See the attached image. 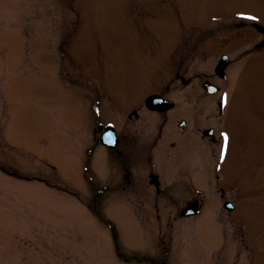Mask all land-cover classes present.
<instances>
[{
  "label": "rangeland",
  "instance_id": "1",
  "mask_svg": "<svg viewBox=\"0 0 264 264\" xmlns=\"http://www.w3.org/2000/svg\"><path fill=\"white\" fill-rule=\"evenodd\" d=\"M263 31L264 0H0V264H264ZM154 92L127 186L97 127ZM184 109L214 126L190 160Z\"/></svg>",
  "mask_w": 264,
  "mask_h": 264
},
{
  "label": "flooded vegetation",
  "instance_id": "2",
  "mask_svg": "<svg viewBox=\"0 0 264 264\" xmlns=\"http://www.w3.org/2000/svg\"><path fill=\"white\" fill-rule=\"evenodd\" d=\"M185 80H187L188 82L184 84ZM180 81L184 86H186L190 83L191 79H184L181 76ZM155 93L159 94L161 97H163L165 99L172 100L168 96L161 95V93L154 92V94ZM188 95L191 97L195 96L194 93H189ZM143 107H141L138 110L133 109L130 111V113H128L126 115V121H124V125L128 128V130L125 132L126 138H125V142H123L122 144L120 142V139H121L120 133H118L116 127L111 123L112 127H113V131H114V136L116 137V142L111 147L107 146L106 149H107L108 153L113 156V158L123 155L122 159L119 160L117 167H118V171L122 172V176L125 180L124 182L127 184V186H134V184H135V168H134V165L136 164V148H135V146L137 145L138 147H140L139 144L141 142H143V140H145L143 138V137H145V130L144 129L147 127V121H146L145 117H154L155 121L157 118H160L162 120V121H160V129H161L163 127V124H165V122H167V120H168V116H169L168 112H170L175 107V104L172 108L165 110V111H161V112L156 111V110H151V109L147 108L145 105ZM202 113H203V111L199 110V114L196 117H200V118L199 119L197 118L196 121L194 120V117H195L194 112L187 110V109H184V110H182L176 114H172V115H174V116H172V117H174V119L172 121H174L180 129V131L178 133L173 134V135L175 136V138L180 139L181 144H182V146H176V145H172V146H174V149L181 147L179 149L178 155L182 159L190 160V156H187V153L189 152V149L192 146L191 144L195 138L201 144L203 151H204L205 147H206V149H208V145H209L210 141L215 140L214 129H213L214 126H211V125L206 126V124L209 122V119L207 117L201 118ZM178 116H181V118L176 120L175 117H178ZM207 116H209V115H207ZM132 120H135V121L132 122ZM136 122L138 124L137 129H139L138 132L136 130V127L133 126L134 123L136 125ZM108 123H110V122H108ZM100 128H102V126L97 127V130L99 129L98 131L100 133H102ZM210 130L212 131V133L208 134L207 131H210ZM99 139H100V134L97 138V141ZM188 141H189V143L187 144ZM134 142L136 143V145L132 146V143H134ZM156 143H157L156 140H153V142L151 141V146L148 148V154H147L148 160L147 161H150L151 156H152L151 151H152V148L156 147ZM204 155H205V152H204ZM202 157H203V154H202ZM186 160H184V161H186ZM149 167L150 168H149V174L148 175L155 174L157 180L160 181L159 180L160 173L158 174V172L154 170L152 165H150ZM149 179H150V177H149ZM158 185H159V188L157 189V193H160L161 192L160 182H159V184H157V186ZM95 192H96V194L99 193L98 188L95 189ZM220 192H221V195H223L222 189L220 190ZM192 203L195 204V206L200 207L201 200L195 199V200L189 201L187 203V205H190Z\"/></svg>",
  "mask_w": 264,
  "mask_h": 264
},
{
  "label": "water",
  "instance_id": "3",
  "mask_svg": "<svg viewBox=\"0 0 264 264\" xmlns=\"http://www.w3.org/2000/svg\"><path fill=\"white\" fill-rule=\"evenodd\" d=\"M259 30H262L261 27H258ZM228 61V56L226 54H222L216 67L215 71L219 76L224 75V68L227 64ZM184 83H187L184 81ZM203 88L208 92V93H215L217 91V86L214 84L210 83L209 81H204L202 84ZM145 106L148 107L149 109H155V110H160V111H165L168 110L169 108L172 107V101L169 99L162 98L158 94H151L145 98ZM208 134H211L212 131H207ZM100 142L108 147H111L115 144L116 142V137L114 136V131L112 128L111 124H108L107 127L104 129L103 133L100 135ZM152 181L157 182V178L155 174H152ZM158 184V183H157ZM224 206L227 207L228 209L232 208V204L230 202H225ZM199 210L198 208L194 206H188L182 211L183 216H189L197 213Z\"/></svg>",
  "mask_w": 264,
  "mask_h": 264
},
{
  "label": "snow or ice",
  "instance_id": "4",
  "mask_svg": "<svg viewBox=\"0 0 264 264\" xmlns=\"http://www.w3.org/2000/svg\"><path fill=\"white\" fill-rule=\"evenodd\" d=\"M252 19H255V17H251Z\"/></svg>",
  "mask_w": 264,
  "mask_h": 264
},
{
  "label": "trees",
  "instance_id": "5",
  "mask_svg": "<svg viewBox=\"0 0 264 264\" xmlns=\"http://www.w3.org/2000/svg\"><path fill=\"white\" fill-rule=\"evenodd\" d=\"M96 212V210H94Z\"/></svg>",
  "mask_w": 264,
  "mask_h": 264
}]
</instances>
